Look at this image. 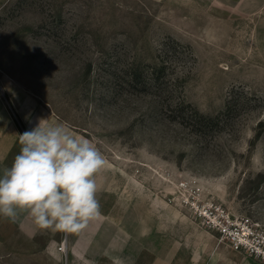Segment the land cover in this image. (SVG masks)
<instances>
[{
	"label": "rangeland",
	"instance_id": "1",
	"mask_svg": "<svg viewBox=\"0 0 264 264\" xmlns=\"http://www.w3.org/2000/svg\"><path fill=\"white\" fill-rule=\"evenodd\" d=\"M0 110L6 168L40 122L105 161L99 217L0 216V264H264L194 207L264 228V0H0Z\"/></svg>",
	"mask_w": 264,
	"mask_h": 264
},
{
	"label": "clouds",
	"instance_id": "2",
	"mask_svg": "<svg viewBox=\"0 0 264 264\" xmlns=\"http://www.w3.org/2000/svg\"><path fill=\"white\" fill-rule=\"evenodd\" d=\"M20 150L0 175V216L27 212L41 230L79 233L101 215L94 175L105 164L87 139L41 122L19 135Z\"/></svg>",
	"mask_w": 264,
	"mask_h": 264
},
{
	"label": "built area",
	"instance_id": "3",
	"mask_svg": "<svg viewBox=\"0 0 264 264\" xmlns=\"http://www.w3.org/2000/svg\"><path fill=\"white\" fill-rule=\"evenodd\" d=\"M203 226L215 231L220 241L264 263V228L249 216L234 215L219 202H194Z\"/></svg>",
	"mask_w": 264,
	"mask_h": 264
},
{
	"label": "crops",
	"instance_id": "4",
	"mask_svg": "<svg viewBox=\"0 0 264 264\" xmlns=\"http://www.w3.org/2000/svg\"><path fill=\"white\" fill-rule=\"evenodd\" d=\"M9 122V121H8ZM12 122V121H11ZM9 122V123H11ZM9 128V130H5L6 127L4 128H0V175L3 174L4 169L6 168L5 164L7 162V159L11 153V149H12V127L11 124H7ZM20 211L18 210V213ZM4 221L10 222V219H6Z\"/></svg>",
	"mask_w": 264,
	"mask_h": 264
},
{
	"label": "bare ground",
	"instance_id": "5",
	"mask_svg": "<svg viewBox=\"0 0 264 264\" xmlns=\"http://www.w3.org/2000/svg\"><path fill=\"white\" fill-rule=\"evenodd\" d=\"M2 112H1V110H0V114H1ZM4 120H6V119H9L6 115H4L3 117H2ZM10 121V120H9Z\"/></svg>",
	"mask_w": 264,
	"mask_h": 264
},
{
	"label": "trees",
	"instance_id": "6",
	"mask_svg": "<svg viewBox=\"0 0 264 264\" xmlns=\"http://www.w3.org/2000/svg\"><path fill=\"white\" fill-rule=\"evenodd\" d=\"M199 113V112H198ZM188 117H191V115L187 114Z\"/></svg>",
	"mask_w": 264,
	"mask_h": 264
}]
</instances>
